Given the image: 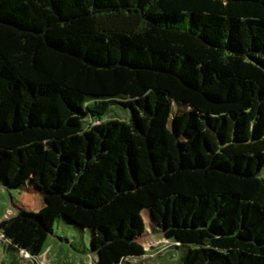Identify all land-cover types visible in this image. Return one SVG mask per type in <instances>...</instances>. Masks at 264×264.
Returning a JSON list of instances; mask_svg holds the SVG:
<instances>
[{
  "label": "trees",
  "instance_id": "obj_1",
  "mask_svg": "<svg viewBox=\"0 0 264 264\" xmlns=\"http://www.w3.org/2000/svg\"><path fill=\"white\" fill-rule=\"evenodd\" d=\"M184 106L202 149L174 158ZM0 157L95 264L143 252L144 210L182 264H264V0H0Z\"/></svg>",
  "mask_w": 264,
  "mask_h": 264
},
{
  "label": "rangeland",
  "instance_id": "obj_2",
  "mask_svg": "<svg viewBox=\"0 0 264 264\" xmlns=\"http://www.w3.org/2000/svg\"><path fill=\"white\" fill-rule=\"evenodd\" d=\"M128 115L127 108L114 104L104 118ZM196 116L195 111L184 106L168 117L163 134L164 150L174 158H180L181 151L189 155L193 150L202 149V133ZM7 166L8 161L0 157V177ZM261 175L264 177V168ZM20 190L23 192L0 184V264H95L97 255L89 249L88 229L60 217L54 221L44 218L43 222L37 215L47 212L42 195ZM141 220V234L136 232L135 242L144 250L127 258L128 264H182L185 247L175 246L172 240L154 231L146 210L142 211ZM6 225L14 228L15 236L5 232Z\"/></svg>",
  "mask_w": 264,
  "mask_h": 264
}]
</instances>
